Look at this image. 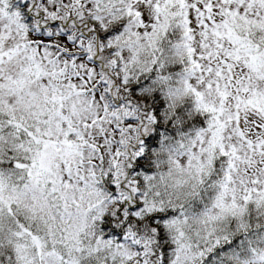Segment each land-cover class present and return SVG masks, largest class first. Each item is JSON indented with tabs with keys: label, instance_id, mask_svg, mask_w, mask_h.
Listing matches in <instances>:
<instances>
[{
	"label": "snow or ice",
	"instance_id": "1",
	"mask_svg": "<svg viewBox=\"0 0 264 264\" xmlns=\"http://www.w3.org/2000/svg\"><path fill=\"white\" fill-rule=\"evenodd\" d=\"M0 264H264V0H0Z\"/></svg>",
	"mask_w": 264,
	"mask_h": 264
}]
</instances>
